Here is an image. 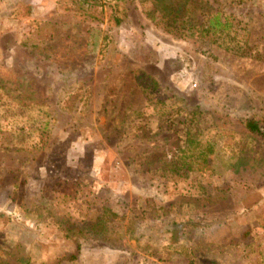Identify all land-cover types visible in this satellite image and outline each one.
Wrapping results in <instances>:
<instances>
[{"label":"rangeland","instance_id":"1","mask_svg":"<svg viewBox=\"0 0 264 264\" xmlns=\"http://www.w3.org/2000/svg\"><path fill=\"white\" fill-rule=\"evenodd\" d=\"M0 264H264V0H0Z\"/></svg>","mask_w":264,"mask_h":264},{"label":"trees","instance_id":"2","mask_svg":"<svg viewBox=\"0 0 264 264\" xmlns=\"http://www.w3.org/2000/svg\"><path fill=\"white\" fill-rule=\"evenodd\" d=\"M202 19L199 25L200 33L203 35H222L228 30L229 21L227 17L221 18L218 10H213L210 7L208 10L202 13ZM246 129L256 133H262V129L259 126V123L254 120H247L244 123ZM187 141L195 143V146H187L185 149L181 150V157L177 161L174 171H179L181 169L190 170L195 160L200 159L201 162L205 161V152L207 148L210 147L209 142L196 140L193 137L187 138Z\"/></svg>","mask_w":264,"mask_h":264}]
</instances>
